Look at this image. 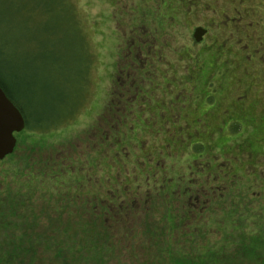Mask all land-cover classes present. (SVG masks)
I'll list each match as a JSON object with an SVG mask.
<instances>
[{
	"label": "rangeland",
	"instance_id": "obj_1",
	"mask_svg": "<svg viewBox=\"0 0 264 264\" xmlns=\"http://www.w3.org/2000/svg\"><path fill=\"white\" fill-rule=\"evenodd\" d=\"M0 21V78L33 126L15 163L65 174L34 196L73 189L107 218V244L38 264H264V0H0Z\"/></svg>",
	"mask_w": 264,
	"mask_h": 264
},
{
	"label": "trees",
	"instance_id": "obj_2",
	"mask_svg": "<svg viewBox=\"0 0 264 264\" xmlns=\"http://www.w3.org/2000/svg\"><path fill=\"white\" fill-rule=\"evenodd\" d=\"M22 14L19 15V18L29 28L37 24L38 21H44L42 17H39L37 19L35 18V23L34 20L25 17V11H23ZM3 22L4 21H0V26L2 27L4 26ZM12 23L13 22L10 24ZM4 29L8 32L7 28ZM24 31H28V29L24 27ZM6 36L8 35H3L0 29V45L3 43V45H8L10 47L13 40L10 39L9 42L4 41L7 38ZM1 50L2 48L0 51ZM0 55L2 54L0 53ZM6 55L11 56L10 54L5 53V56ZM0 87L13 102L12 93L2 78H0ZM26 123L27 127L25 131L20 134H15L16 137L20 139L19 145H22L25 140L26 130H31L33 128L31 125L32 123H28L27 121ZM34 127L40 130H49L55 128V122L53 121L48 127L39 125H35ZM19 145L17 148H19ZM17 148L16 150H18ZM12 161H14V163H10ZM1 165L5 169L2 170V173L6 178L3 179L1 176L3 183L0 185V264H38L41 262L37 258L40 248L42 253L52 252L53 260L55 258H62L64 257V253L61 248L64 247L67 242L73 244L90 239L98 245L107 244L109 239L107 234L108 229L105 228L107 221L102 219L105 217L98 216V214L95 215V213H88V211L85 212L86 207L83 204L84 200L77 195L75 197L71 195L73 192L72 188V190H68L66 193L63 192V194L53 203L45 202L43 193H41L42 196H34L35 190L33 188L38 190V186H33L34 182L37 184V182H41L48 178L47 182L50 185L54 183L57 176L59 177L61 174L65 176L64 173L51 171L47 174V171L43 170L42 172V170L40 171L39 168H37L39 167L38 163H15V154L7 157L0 163V166ZM64 179L62 180L65 182ZM69 181H74L73 175ZM68 184L70 185L69 182ZM74 184L76 185V183ZM55 186L59 187L58 181L55 182ZM32 200H37V202L40 201L43 208L52 210L53 214L49 213L47 216V228L40 227L42 219L39 215H43L44 212L41 211L38 215V213L34 214L30 211L29 206L37 208ZM50 215L55 216L52 217ZM105 219L107 220V218ZM186 220L187 218L182 219V223H185ZM76 225H81L82 229L80 233L75 231L74 227ZM186 225L188 226V223ZM195 232L196 231L193 229L190 233L188 232L191 246L195 245V242L193 241L197 236L201 243L204 241V237L202 235H197V233L195 234ZM252 242L249 243V247L243 249L246 251H242V254H245V256L243 255L244 257H249L251 259L248 261L249 263H258V249L262 246L257 244L259 243L257 242V239H254V242ZM197 247H199L198 250L206 251L212 257L216 256L215 252L211 250L212 246L203 244L198 245ZM239 250L240 249H238L237 255L240 257L241 253H239ZM215 263L217 264L219 261L216 260Z\"/></svg>",
	"mask_w": 264,
	"mask_h": 264
},
{
	"label": "water",
	"instance_id": "obj_3",
	"mask_svg": "<svg viewBox=\"0 0 264 264\" xmlns=\"http://www.w3.org/2000/svg\"><path fill=\"white\" fill-rule=\"evenodd\" d=\"M206 33L204 28H197L194 33L196 42H200ZM26 127L22 112L0 87V162L14 154L18 144L15 134L22 133Z\"/></svg>",
	"mask_w": 264,
	"mask_h": 264
},
{
	"label": "flooded vegetation",
	"instance_id": "obj_4",
	"mask_svg": "<svg viewBox=\"0 0 264 264\" xmlns=\"http://www.w3.org/2000/svg\"><path fill=\"white\" fill-rule=\"evenodd\" d=\"M20 110V109H19ZM21 111V110H20ZM23 114V113H22ZM24 116V115H23ZM25 118V117H24ZM26 120V119H25ZM25 131V130H24Z\"/></svg>",
	"mask_w": 264,
	"mask_h": 264
}]
</instances>
